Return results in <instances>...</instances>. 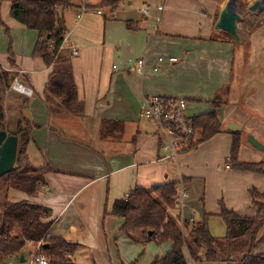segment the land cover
<instances>
[{
	"label": "crops",
	"instance_id": "crops-1",
	"mask_svg": "<svg viewBox=\"0 0 264 264\" xmlns=\"http://www.w3.org/2000/svg\"><path fill=\"white\" fill-rule=\"evenodd\" d=\"M92 1L93 9L85 13L81 0H73V6L63 13L67 34L58 57L72 65L77 110H69L48 92L53 66L33 58L37 31L38 35L30 33L21 24L26 28H18L27 42L24 51L0 56L3 69L14 72L15 79L32 90L26 96L12 87L6 89L2 103L7 124L16 122L17 127L29 121L39 126L31 131L27 155L32 167L50 169L46 183L31 195L5 182L3 203L25 201L49 208L51 216L45 222H54L50 234L76 246L69 253L76 264H152L171 251L170 242L158 245L121 233L124 219L112 216L113 206L136 188L185 187L189 198L172 214H179L182 224L188 223L187 236L205 214L211 230L212 220L221 219V204L240 216H256L249 190L264 193V175L226 164L233 133L241 135L240 162H264V156L248 141L256 119H250V101L235 99L236 44L216 35L223 32L216 29V23L226 0H155L164 3V10L155 13L160 21L151 22L158 26L156 30L137 11L143 6L130 3L126 7L137 18L124 15L120 3L110 10L97 7L102 0ZM4 4L2 20L6 27V23L15 26L16 20L6 19L11 3ZM69 11L73 13L70 17L66 15ZM140 60L145 61L143 71H138ZM155 96L187 100L188 115L193 118L215 111L221 132L170 158L159 127L142 117L144 100ZM217 97L224 101L218 109L212 105ZM258 107L254 106L263 110ZM249 119L254 124L245 128ZM231 124L242 129L233 132ZM197 135L200 139L201 133ZM138 245L146 248L141 256ZM30 248L28 254L23 250L6 260L34 264ZM184 256L188 264H226L195 263L186 249Z\"/></svg>",
	"mask_w": 264,
	"mask_h": 264
},
{
	"label": "trees",
	"instance_id": "trees-1",
	"mask_svg": "<svg viewBox=\"0 0 264 264\" xmlns=\"http://www.w3.org/2000/svg\"><path fill=\"white\" fill-rule=\"evenodd\" d=\"M6 1L11 3L10 15L14 20L39 33L33 58H41L47 66H53L48 92L69 110H77L72 65L58 57L67 34L62 10L72 7V0H0V30L8 32L1 16L2 5ZM123 1L102 0L97 7L114 10ZM15 76V73L0 71V89L10 88ZM223 104L221 97L212 102L216 109ZM193 120L201 138L192 145V149L221 132V123L215 111L194 117ZM37 127L29 121L18 123L12 134L19 138L17 160L13 171L5 176L8 187L30 195L46 183L45 176L50 170L30 165L26 148L32 129ZM6 128L5 108L0 103V131H6ZM240 147L241 135L233 133V145L226 164L238 171L264 175V162L239 161ZM249 196L251 207L257 210L254 217L240 216L221 204L219 217L224 221L227 233L223 239L212 234L207 214L202 223L192 227L188 236L185 234L188 223L182 224L181 216L172 214L176 210V184H163L150 189L136 188L127 197L114 203L112 216L124 219L120 229L122 234L154 241L158 245L172 243L171 251L153 264H188L184 256L185 249L195 263L264 264V193L252 188ZM0 215V261L20 255L28 241H43V251L50 264H76L69 256L76 246L50 234L54 222H45L51 216L49 208L25 201L11 203L5 200Z\"/></svg>",
	"mask_w": 264,
	"mask_h": 264
},
{
	"label": "rangeland",
	"instance_id": "rangeland-1",
	"mask_svg": "<svg viewBox=\"0 0 264 264\" xmlns=\"http://www.w3.org/2000/svg\"><path fill=\"white\" fill-rule=\"evenodd\" d=\"M73 1V0H72ZM96 3L99 0H94ZM200 1V0H197ZM229 0H226L227 3ZM256 0H237L236 10L241 15L242 19L238 23V33L241 37V41L238 42L234 37L228 35L224 32H218L216 35L218 38H222L224 40L231 39L236 45V58H235V70H234V85L237 91L236 101H242L243 103L247 100L250 101V104L247 109H249L250 119H255V124H250V119L245 125L247 128L250 125H253L254 129L250 133L252 135H256V138L264 144V12L261 14H252L248 11V8L255 2ZM149 0H124L119 4V8L125 7L124 15L130 17H139V15L132 9H127L129 7L128 4L132 3L133 6H144ZM9 5V4H4ZM126 5V6H125ZM70 8L62 10L65 12ZM73 13L69 11L66 13L67 16H71ZM5 15V13L3 14ZM6 19H12L10 13L6 16ZM7 27L9 31L7 32L5 29L0 30V56H7L9 53H12L13 56H16L19 52L22 53L25 49V45L27 44L25 40V35L23 31L18 28L26 29L21 24L16 22L15 26H10L8 23ZM15 32V33H14ZM30 33L36 34V31H31ZM33 34V35H34ZM38 35V33H37ZM0 71H6L3 69L2 65H0ZM8 72V71H7ZM12 73V72H9ZM14 73V72H13ZM24 82V80L22 81ZM26 84V83H25ZM13 84H11L12 87ZM236 85V86H235ZM8 89V88H7ZM245 91V93H244ZM6 94V89L1 87L0 89V103L3 102V95ZM228 99V97H227ZM240 99V100H239ZM254 106H262L263 110L260 111ZM258 107V108H259ZM10 117V120H12ZM16 122L14 124H7L6 132L9 135H12L16 131ZM260 156H264V153L261 151H257ZM5 184V176L0 179V210L3 205V189ZM213 227L211 228L212 233L217 238L226 236V226L222 219L212 220ZM223 239V238H222ZM141 247L140 254L141 256L143 252H145L146 248L144 246L138 245ZM31 248L26 245L24 251L28 252ZM138 256V257H139ZM29 257V256H28ZM156 261V260H155ZM154 261V262H155ZM13 262L15 264H21L16 259L14 260H5L0 262V264H9ZM188 263V262H187ZM153 264V263H152ZM189 264H193L189 261Z\"/></svg>",
	"mask_w": 264,
	"mask_h": 264
},
{
	"label": "built area",
	"instance_id": "built-area-1",
	"mask_svg": "<svg viewBox=\"0 0 264 264\" xmlns=\"http://www.w3.org/2000/svg\"><path fill=\"white\" fill-rule=\"evenodd\" d=\"M83 13L93 9L92 0H81ZM165 0H162L164 2ZM164 10V3H157L155 0H149L142 8H138L140 15L147 21L150 29L156 30L158 26L151 25L152 21L159 22L160 17L155 13ZM98 14L101 10L95 9ZM75 54L78 52L75 50ZM176 62L177 59H172ZM145 61L138 62V71H143ZM12 89L26 96L32 95V90L23 86L14 80ZM142 117L154 122L165 138L163 146L170 153V158H176L178 155L191 150L200 140L197 135L196 126L193 117L188 115V101L183 98H168L163 96L148 97L143 102ZM229 168V167H228ZM189 198V191L185 187L177 188L176 209L182 208L185 201ZM27 245L33 248L34 264H50V261L43 251L44 242L35 243L28 241ZM13 264V263H10Z\"/></svg>",
	"mask_w": 264,
	"mask_h": 264
},
{
	"label": "water",
	"instance_id": "water-1",
	"mask_svg": "<svg viewBox=\"0 0 264 264\" xmlns=\"http://www.w3.org/2000/svg\"><path fill=\"white\" fill-rule=\"evenodd\" d=\"M237 0H229L220 12L216 29L226 32L234 37L238 42L241 37L238 33V23L242 17L236 10ZM248 11L252 14H261L264 12V0H256ZM230 129L238 132L242 129L240 125L231 124ZM249 143L257 150L264 153V144L258 141L253 135L248 137ZM19 138L15 135H9L6 131H0V179L10 174L15 168L17 160Z\"/></svg>",
	"mask_w": 264,
	"mask_h": 264
}]
</instances>
